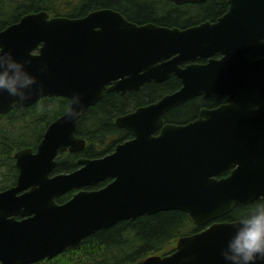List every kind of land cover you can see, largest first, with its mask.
<instances>
[{"label": "water", "instance_id": "1", "mask_svg": "<svg viewBox=\"0 0 264 264\" xmlns=\"http://www.w3.org/2000/svg\"><path fill=\"white\" fill-rule=\"evenodd\" d=\"M230 2L217 22L186 27L141 24L103 7L78 17L33 11L0 30V46L30 60L28 67L38 76L23 104L0 92V114L43 97L71 101L35 150L25 147L14 155L16 184L0 191V264L50 259L78 249L101 228L169 209L183 210L205 227L180 236L172 252L135 264H226L220 250L237 220H214L264 197V58L248 55L264 37V0ZM217 51L225 56L180 66ZM172 73L182 78L181 89L116 117L132 138L104 156L80 157L74 171L53 173L61 151L85 148L86 139L76 133L79 119L106 92L139 90L146 81H163ZM247 88L252 91L243 97ZM74 92L82 98L73 105ZM213 93H229L231 102L204 110L189 123L165 122L164 114L175 105ZM73 108L79 110L75 119L69 117ZM227 169L228 176L218 177ZM108 178L100 189H82L57 202L74 188Z\"/></svg>", "mask_w": 264, "mask_h": 264}, {"label": "trees", "instance_id": "2", "mask_svg": "<svg viewBox=\"0 0 264 264\" xmlns=\"http://www.w3.org/2000/svg\"><path fill=\"white\" fill-rule=\"evenodd\" d=\"M171 0L144 3L137 0H0V30L20 20L29 12L46 10L51 15L78 17L109 7L124 12L138 23L153 20L162 25L186 27L205 18H214L225 9V0H206L199 3L170 5ZM159 10V11H158ZM175 81L151 82L143 91H129L125 95L106 92L102 99L81 116L77 135L87 140L81 152H61L56 172L76 169L78 158L99 157L112 152L116 145L131 137V132L116 123V117L143 100H152L174 87ZM70 101L66 97H45L30 107H15L5 115L0 114V190L14 183L18 174L14 153L21 148L33 147L42 139L48 124L63 113ZM197 102H189L183 114H172L174 120L195 114ZM230 170L225 171L228 174ZM108 182L99 184L102 186ZM72 192L64 198L68 199ZM61 199V198H60ZM241 204L223 218L239 219L254 202ZM180 209H169L154 214H143L135 219H124L115 225L101 228L91 234L78 250L62 254L61 264H133L147 256L165 254L176 247L178 238L200 231ZM120 261H115L119 257ZM57 261V259L55 260Z\"/></svg>", "mask_w": 264, "mask_h": 264}, {"label": "clouds", "instance_id": "3", "mask_svg": "<svg viewBox=\"0 0 264 264\" xmlns=\"http://www.w3.org/2000/svg\"><path fill=\"white\" fill-rule=\"evenodd\" d=\"M260 43L264 44V37ZM29 64L30 60L19 59L12 50L0 46V92L14 97V104L27 102L38 83V76L29 69ZM81 98V93L74 92L73 105L81 102ZM259 107L255 105V108ZM78 115V109L69 112L72 119ZM236 224L234 234L220 250L226 264H264V200L254 202Z\"/></svg>", "mask_w": 264, "mask_h": 264}, {"label": "flooded vegetation", "instance_id": "4", "mask_svg": "<svg viewBox=\"0 0 264 264\" xmlns=\"http://www.w3.org/2000/svg\"><path fill=\"white\" fill-rule=\"evenodd\" d=\"M157 0H155L156 2ZM206 1V0H205ZM170 5H174L176 4L175 2L173 1H170ZM230 5H231V2L230 0H225V9L220 13L218 14L216 17L214 18H205L204 20L202 21H211L213 23L217 22L218 20H220V18L224 17L225 14L228 12L229 8H230ZM117 10V9H116ZM121 11V10H119ZM159 11V10H158ZM122 12V11H121ZM124 13V12H123ZM125 14V13H124ZM126 15V14H125ZM127 16V15H126ZM128 17V16H127ZM130 19V18H129ZM131 20V19H130ZM148 22H155L153 20H147V21H141V24L142 23H148ZM155 23H158V22H155ZM199 23V22H198ZM159 24V23H158ZM248 27V25H247ZM249 57L251 59H254V60H258V59H261V58H264V44H261L260 41L249 51L248 53ZM225 56V53L221 52V51H217L215 54L212 55V57H208V58H197L195 59L194 61L193 60H189V61H185L183 63L180 64V66H182L183 68L187 67L189 64H193V63H200V64H204V63H208L210 61L211 58H215V59H222L223 57ZM170 80H174L175 81V85L174 87H172L169 91L163 93V94H160L158 95L156 98L152 99V100H143L141 102V105H138V106H144V105H147L149 103H152V102H155L157 100H159L162 96L168 94V93H173V92H176L178 91L179 89H181V87L183 86V80L182 78H180L178 75H176L175 73H172L167 79L163 80V81H156L155 79L151 80V81H146L139 90L143 91V89L145 88L146 84L148 83H151V82H161V83H167L168 81ZM139 90H130V91H139ZM252 91V88H247L246 89V95H244L243 97L245 96H248V92H251ZM114 92H117V91H114ZM129 92V91H128ZM126 92V93H128ZM120 93V92H118ZM126 93L122 94V95H125ZM230 94L229 93H213L211 95H204V94H199V95H196V96H193L177 105H175L174 107H172L170 110H168L165 114H164V120L165 122H169V123H177V124H185V123H189L191 121H195L197 119H199L202 115V112L204 110H213V109H218L220 107H222L223 105H226L228 103L231 102L230 100ZM236 98L238 97V95H234ZM241 97V96H240ZM193 101H196L197 102V109L195 111V114L191 115V116H188V117H185L184 119H178V120H174L173 119V115L175 112H179L181 114H183V112L186 111V104L189 103V102H193ZM138 106H133L131 109L127 110V112L125 113H128L134 109H136ZM123 113V114H125ZM121 115V114H120ZM131 137H132V134H131ZM130 137V138H131ZM231 171V169H228ZM227 171V170H225ZM225 171H223L219 176L220 177H224V176H228L229 173L226 175L224 174ZM18 176V174H17ZM17 176L15 178V181L13 183V185H15L16 183V179H17ZM96 186V185H95ZM95 186H87L85 187L86 189H96V188H100V187H103V186H99V187H95ZM78 190H75L72 192V195L68 198L70 199ZM24 191H20L17 193V195H20L22 194ZM66 194H63L62 196H59L57 197V202L58 203H64L65 201H67L68 199H65L64 196ZM61 198V199H60ZM23 216L21 215H18L17 218L18 219H21ZM63 258L62 254L61 255H58L56 257H53L51 259H48V258H42V259H39L38 261H35V262H32V263H29V264H61V262H63L61 259ZM57 259V261H55ZM120 259H123V257H119L117 258L115 261H120Z\"/></svg>", "mask_w": 264, "mask_h": 264}, {"label": "rangeland", "instance_id": "5", "mask_svg": "<svg viewBox=\"0 0 264 264\" xmlns=\"http://www.w3.org/2000/svg\"><path fill=\"white\" fill-rule=\"evenodd\" d=\"M137 1H139V2H146V3H153V2H155V0H137Z\"/></svg>", "mask_w": 264, "mask_h": 264}]
</instances>
